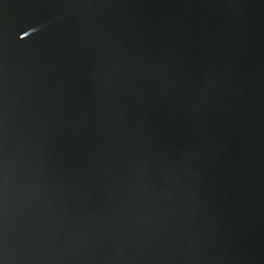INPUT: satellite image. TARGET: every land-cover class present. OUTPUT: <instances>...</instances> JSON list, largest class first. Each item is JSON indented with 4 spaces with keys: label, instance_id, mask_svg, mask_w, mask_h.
<instances>
[{
    "label": "water",
    "instance_id": "obj_1",
    "mask_svg": "<svg viewBox=\"0 0 264 264\" xmlns=\"http://www.w3.org/2000/svg\"><path fill=\"white\" fill-rule=\"evenodd\" d=\"M0 264H264V0H0Z\"/></svg>",
    "mask_w": 264,
    "mask_h": 264
}]
</instances>
